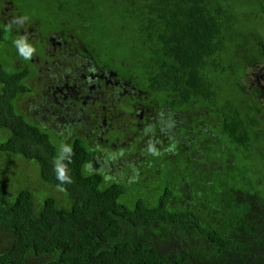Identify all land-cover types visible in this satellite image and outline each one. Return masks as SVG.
<instances>
[{"label": "trees", "instance_id": "16d2710c", "mask_svg": "<svg viewBox=\"0 0 264 264\" xmlns=\"http://www.w3.org/2000/svg\"><path fill=\"white\" fill-rule=\"evenodd\" d=\"M3 11L132 82L161 140L104 159L39 121L47 53ZM1 161L0 264H264V0H0Z\"/></svg>", "mask_w": 264, "mask_h": 264}, {"label": "flooded vegetation", "instance_id": "af4514ba", "mask_svg": "<svg viewBox=\"0 0 264 264\" xmlns=\"http://www.w3.org/2000/svg\"><path fill=\"white\" fill-rule=\"evenodd\" d=\"M8 7L6 12L10 11ZM2 16L7 24H12L22 32H28L31 38L41 40V48L47 53L42 64L38 56L30 60L37 72V79L41 81L40 78H45V83L38 81L35 85L36 92L43 89L49 100L46 102V97L43 96V109L33 110L38 120L41 117L43 121L46 118L51 121L46 115L59 108L64 112L69 111L65 114L66 119L77 126L82 124L81 128L95 136L93 144L101 149L100 155L104 159L107 151L112 158L122 149L149 148L151 144L146 132L152 133L153 138L158 136L157 141L161 140L160 133L164 132L163 128L159 135L154 131V125L162 121L158 119L161 114H157L156 119L147 121L143 110H137L133 113L138 121L129 120L128 115H131L133 108L140 105L138 95H141L132 82L120 79L114 70L106 67L100 59H95L88 50L73 47L61 37H44L39 33L37 22H24L18 15L7 16L4 11ZM34 96L35 94L32 98ZM169 122V118L163 121L166 127ZM117 148L120 149L115 153ZM101 157L97 159L103 161ZM117 174L120 176V172Z\"/></svg>", "mask_w": 264, "mask_h": 264}, {"label": "rangeland", "instance_id": "374dc122", "mask_svg": "<svg viewBox=\"0 0 264 264\" xmlns=\"http://www.w3.org/2000/svg\"><path fill=\"white\" fill-rule=\"evenodd\" d=\"M9 61H10V59L5 60V61H4V62H5V65H6V64H9V63H12V61H11V62H9ZM13 69H14V67H13V65H12V67L7 68V71H11V70L13 71ZM19 166H20V164H19ZM6 167L8 168L9 166L5 165L4 162L1 161V162H0V169L5 170ZM123 168H124V167H123ZM24 170L27 171V172H29V173L31 172V171L29 170L28 166H25V167H24ZM120 173L122 174V175L119 176V179H120V180H122V179H124V178H126V180L128 179V177H127L126 175H123V174H125L123 171H120ZM14 176H15V179H19L20 182H22L24 185L26 184V183L24 182L25 179H22L18 173H17V174H14ZM14 176L12 175V177H14ZM38 181H39L38 175H37V174H34V175L32 176V179H31L30 181H28V183L31 185V187L35 188V187H38V186L40 185V183H39ZM38 183H39V184H38ZM44 191L46 192V189H45ZM48 193H49V192H48ZM49 194H51V193H49Z\"/></svg>", "mask_w": 264, "mask_h": 264}, {"label": "clouds", "instance_id": "9594fccd", "mask_svg": "<svg viewBox=\"0 0 264 264\" xmlns=\"http://www.w3.org/2000/svg\"><path fill=\"white\" fill-rule=\"evenodd\" d=\"M21 51H23V49H21Z\"/></svg>", "mask_w": 264, "mask_h": 264}]
</instances>
